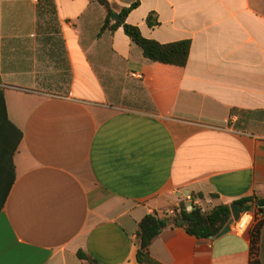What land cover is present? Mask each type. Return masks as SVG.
<instances>
[{
	"label": "crops",
	"instance_id": "1",
	"mask_svg": "<svg viewBox=\"0 0 264 264\" xmlns=\"http://www.w3.org/2000/svg\"><path fill=\"white\" fill-rule=\"evenodd\" d=\"M138 1L126 22L190 40L184 67L147 60L122 27L101 31L90 0H0V89L22 133L3 202L0 155V264H83L79 251L139 264L146 215L191 195L204 209L264 197V0ZM260 224L210 239L168 227L148 264H250Z\"/></svg>",
	"mask_w": 264,
	"mask_h": 264
},
{
	"label": "trees",
	"instance_id": "2",
	"mask_svg": "<svg viewBox=\"0 0 264 264\" xmlns=\"http://www.w3.org/2000/svg\"><path fill=\"white\" fill-rule=\"evenodd\" d=\"M90 1L100 5L105 12V19L101 31H114L117 28L122 27L125 35L142 50V54L147 60L176 67H184L186 65L191 48L190 40L162 44L155 40L145 38L137 26L126 22L128 14L138 7V0L132 3L128 8H122L119 10L109 3L108 0ZM116 11H118L117 19L113 17ZM146 22L150 27L157 25V21L154 20L153 14L148 16ZM21 138L22 133L20 130L8 120L4 93L0 89V155L1 158L7 157L10 168V173L7 174L6 177L3 176V172L1 171L2 202L14 181L12 157ZM5 178L7 179L5 180ZM191 196L203 199L202 195ZM235 205L241 207L243 212L249 211L256 206L264 207V197L241 199L237 201ZM188 208L189 205L180 203V209L173 217L160 218L157 215H146L139 222L137 230L136 256L139 264L151 263L149 249L153 241L164 229L178 226L180 220H183V224L180 226L183 227L189 235L194 236L197 239H210L216 237L232 217L230 207L224 204H219L204 210L195 206H192L190 210ZM260 226L261 224L255 227L254 231L251 233L252 257L250 264H258L257 261L253 260V256L255 254ZM77 256L83 264H96L91 257L82 251H79Z\"/></svg>",
	"mask_w": 264,
	"mask_h": 264
},
{
	"label": "built area",
	"instance_id": "3",
	"mask_svg": "<svg viewBox=\"0 0 264 264\" xmlns=\"http://www.w3.org/2000/svg\"><path fill=\"white\" fill-rule=\"evenodd\" d=\"M187 201L189 202V210L192 208V206L204 210L202 201L199 198L189 196L187 197ZM179 209L180 204L174 210L165 212L163 214V218L175 216ZM262 222H264V207L256 206L249 211L241 212L239 220L231 225V230L236 234H244L252 226Z\"/></svg>",
	"mask_w": 264,
	"mask_h": 264
},
{
	"label": "water",
	"instance_id": "4",
	"mask_svg": "<svg viewBox=\"0 0 264 264\" xmlns=\"http://www.w3.org/2000/svg\"><path fill=\"white\" fill-rule=\"evenodd\" d=\"M113 17H114L115 19L118 18V16H117L116 13L113 15ZM230 210H231V215H232V217H231V219L229 220V222L226 224V226L221 230V232L216 236L217 238H219V237H221V236L227 234L228 232H230L231 225H232L234 222H237V221L239 220V218H240V214H241V212H242V208H241V207H239L238 205H235V204H234V205H232V206L230 207ZM182 224H183V220H180V221H179V225H182Z\"/></svg>",
	"mask_w": 264,
	"mask_h": 264
}]
</instances>
